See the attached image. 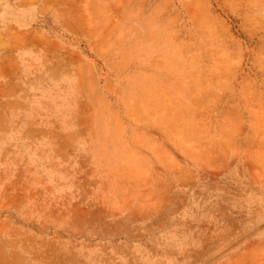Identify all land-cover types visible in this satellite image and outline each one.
<instances>
[{
	"label": "rangeland",
	"instance_id": "374dc122",
	"mask_svg": "<svg viewBox=\"0 0 264 264\" xmlns=\"http://www.w3.org/2000/svg\"><path fill=\"white\" fill-rule=\"evenodd\" d=\"M0 264H264V0H0Z\"/></svg>",
	"mask_w": 264,
	"mask_h": 264
}]
</instances>
